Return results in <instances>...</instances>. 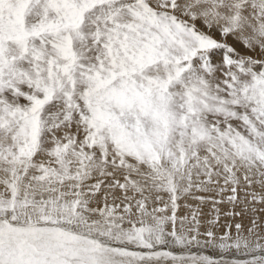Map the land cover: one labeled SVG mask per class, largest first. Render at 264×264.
Wrapping results in <instances>:
<instances>
[{
	"label": "snow or ice",
	"instance_id": "1",
	"mask_svg": "<svg viewBox=\"0 0 264 264\" xmlns=\"http://www.w3.org/2000/svg\"><path fill=\"white\" fill-rule=\"evenodd\" d=\"M0 264H264V0H0Z\"/></svg>",
	"mask_w": 264,
	"mask_h": 264
}]
</instances>
